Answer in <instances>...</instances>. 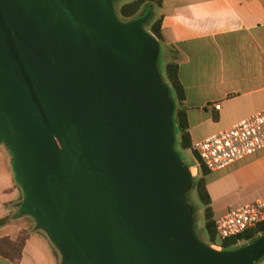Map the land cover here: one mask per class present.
<instances>
[{
  "label": "water",
  "instance_id": "water-1",
  "mask_svg": "<svg viewBox=\"0 0 264 264\" xmlns=\"http://www.w3.org/2000/svg\"><path fill=\"white\" fill-rule=\"evenodd\" d=\"M116 0H0V145L60 264H257L264 235L208 246L186 200L174 102L147 30Z\"/></svg>",
  "mask_w": 264,
  "mask_h": 264
},
{
  "label": "crops",
  "instance_id": "crops-1",
  "mask_svg": "<svg viewBox=\"0 0 264 264\" xmlns=\"http://www.w3.org/2000/svg\"><path fill=\"white\" fill-rule=\"evenodd\" d=\"M154 1L165 58L178 65L192 145L264 110V0ZM4 150L0 147V221L5 220L0 239L15 240L28 231L18 264H60L45 235L17 216L22 195ZM207 191L212 209L225 205L228 212L264 197V150L209 173ZM0 264L13 263L0 256Z\"/></svg>",
  "mask_w": 264,
  "mask_h": 264
},
{
  "label": "trees",
  "instance_id": "trees-1",
  "mask_svg": "<svg viewBox=\"0 0 264 264\" xmlns=\"http://www.w3.org/2000/svg\"><path fill=\"white\" fill-rule=\"evenodd\" d=\"M158 4V1L154 0H136L133 3L125 4L121 6L118 10L119 17L124 20H130L136 16H139L145 12V10L150 7V4ZM156 14L152 12V16L146 23L147 30L158 40L160 46V53L158 57L159 62H162L163 69L160 70L162 78L169 88L170 95L174 102V135L175 130H177L179 145L182 150H190L192 152V144L189 134V124L187 119L186 109L184 107L185 102V92L179 81L178 76V65L176 62L168 60L166 56L165 40L162 33V20L161 17H155ZM165 58V59H164ZM160 69V67H159ZM193 153V152H192ZM196 160L198 158L195 153H193ZM209 172L202 166H199L198 175L192 179V191H194L204 208V235L206 242L203 241L208 246H212L217 241L216 230H215V217L212 209L211 198L207 191V176ZM18 217L27 218L33 225L34 222L28 216ZM5 220L0 221V225L4 223ZM264 235V223L259 225L256 230H250L245 234L237 237L231 238L221 243L222 251L235 250L241 246H237L238 240H243L245 243L242 246L254 241L257 237ZM29 232L21 231L15 240L9 238L0 239V256L8 259L13 264H18L22 258L23 248L26 241L28 240ZM57 255V253H56ZM59 258V256L57 255ZM260 260L257 264L262 262Z\"/></svg>",
  "mask_w": 264,
  "mask_h": 264
},
{
  "label": "built area",
  "instance_id": "built-area-1",
  "mask_svg": "<svg viewBox=\"0 0 264 264\" xmlns=\"http://www.w3.org/2000/svg\"><path fill=\"white\" fill-rule=\"evenodd\" d=\"M264 150V110L244 119L232 127L195 143L192 152L198 161L192 168L197 174L202 165L209 173ZM264 223V197L246 204L215 220L217 241L213 247L222 249L221 243L237 238ZM245 243L238 240L237 245Z\"/></svg>",
  "mask_w": 264,
  "mask_h": 264
},
{
  "label": "rangeland",
  "instance_id": "rangeland-1",
  "mask_svg": "<svg viewBox=\"0 0 264 264\" xmlns=\"http://www.w3.org/2000/svg\"><path fill=\"white\" fill-rule=\"evenodd\" d=\"M136 0H116L115 1V8L118 12L119 8L125 4H129V3H133L135 2ZM150 7L152 8L153 12L156 14V18H158V6L154 3H151L150 4ZM159 67H160V70L163 69V64L162 62H159ZM2 147V149H5L3 148V146H0ZM175 150L177 151V153L179 154L181 160L183 161V163L190 167L191 169L193 168V166L196 165L197 163V160L195 158V156L192 154V152L190 150H182L180 145H179V138H178V134H177V130H175ZM5 151V150H4ZM7 164L9 165V161H8V158H7ZM194 174H195V177L198 175V171H197V174L195 173V171L193 170ZM15 183V182H14ZM16 193H21L20 190L18 188H16ZM15 197V195H14ZM186 200H187V203L189 204V206L192 208V212H193V219H194V230H195V233L197 234V236L199 237V239L201 241H205L206 242V238H205V235H204V208L203 206L201 205L196 193L194 191H190L187 196H186ZM241 206H244V205H239V206H236V207H232L231 208V211H234L238 208H240ZM213 211H214V217L216 219L218 218H221L223 215H226L228 214V210H226V207L225 205H214L213 206ZM42 233V232H40ZM42 235H44L42 233ZM46 237V236H45ZM244 243H241L237 246H241L243 245ZM213 246V245H212ZM215 249H219L217 247H214ZM55 253L56 250H55ZM58 255V253H57ZM59 256V255H58ZM60 259V258H59Z\"/></svg>",
  "mask_w": 264,
  "mask_h": 264
}]
</instances>
